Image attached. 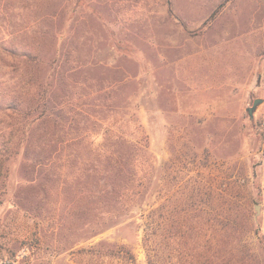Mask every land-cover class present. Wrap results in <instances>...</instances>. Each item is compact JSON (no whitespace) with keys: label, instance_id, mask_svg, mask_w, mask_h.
<instances>
[{"label":"rangeland","instance_id":"obj_1","mask_svg":"<svg viewBox=\"0 0 264 264\" xmlns=\"http://www.w3.org/2000/svg\"><path fill=\"white\" fill-rule=\"evenodd\" d=\"M147 226L264 264V0H0V264H147Z\"/></svg>","mask_w":264,"mask_h":264},{"label":"trees","instance_id":"obj_2","mask_svg":"<svg viewBox=\"0 0 264 264\" xmlns=\"http://www.w3.org/2000/svg\"><path fill=\"white\" fill-rule=\"evenodd\" d=\"M30 109V107H29ZM137 184V183H136ZM140 186V184L138 185ZM137 185L134 184H130V185H126L123 189L122 192H125V194H129V196H133L136 195L137 193ZM140 227V226H139ZM149 228V229H148ZM151 226H147V231H145V234L143 235V247L145 249V254H146V263L147 264H153L154 263V259H155V247H154V237H153V233L150 232ZM116 245H112L111 247H113ZM122 250V258L125 260V263L128 264H134L135 263V259L134 256L131 252L130 249H128L126 246L124 245H120L119 247ZM110 256H116V254H118V252L116 251V248L113 247V249L111 251H109Z\"/></svg>","mask_w":264,"mask_h":264},{"label":"water","instance_id":"obj_3","mask_svg":"<svg viewBox=\"0 0 264 264\" xmlns=\"http://www.w3.org/2000/svg\"><path fill=\"white\" fill-rule=\"evenodd\" d=\"M261 103V100L257 99L253 101L252 107L248 109V113L251 116L252 112L255 110L256 106Z\"/></svg>","mask_w":264,"mask_h":264}]
</instances>
